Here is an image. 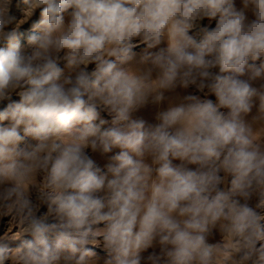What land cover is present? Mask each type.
Masks as SVG:
<instances>
[{"label":"clouds","instance_id":"obj_1","mask_svg":"<svg viewBox=\"0 0 264 264\" xmlns=\"http://www.w3.org/2000/svg\"><path fill=\"white\" fill-rule=\"evenodd\" d=\"M0 264H264V0H0Z\"/></svg>","mask_w":264,"mask_h":264}]
</instances>
